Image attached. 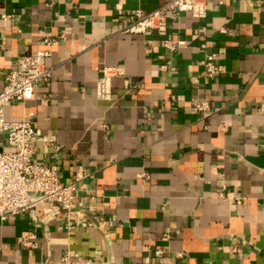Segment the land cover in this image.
Masks as SVG:
<instances>
[{"label":"crops","instance_id":"0c3cea01","mask_svg":"<svg viewBox=\"0 0 264 264\" xmlns=\"http://www.w3.org/2000/svg\"><path fill=\"white\" fill-rule=\"evenodd\" d=\"M167 1L0 0V88L20 54L46 51L51 68L5 117L47 140L35 161L84 175L71 230L42 206L0 220V264H264V0L168 18L174 51L119 32Z\"/></svg>","mask_w":264,"mask_h":264},{"label":"built area","instance_id":"2783aa9c","mask_svg":"<svg viewBox=\"0 0 264 264\" xmlns=\"http://www.w3.org/2000/svg\"><path fill=\"white\" fill-rule=\"evenodd\" d=\"M210 1L168 0L153 11L135 10L129 22L123 21L119 32L154 33L162 37L165 48L174 51L181 42L174 44L168 38L167 19L185 13L203 20ZM204 30L203 26L199 27V31ZM44 43L51 46L55 40L45 39ZM47 54L46 51H37L35 54L18 55L0 88V137L3 140V147L0 148V220L8 215H34L36 209L42 206L44 214L64 217L65 227L71 230L69 217L75 212L74 205L78 199L82 200V190L78 187L79 180L84 176L82 171L77 169L73 179L68 182L61 180L51 165L34 160L36 144L47 141L34 124L27 119L10 121L5 117L7 104L29 98L36 85L49 81L51 68L45 65ZM204 63L205 74L210 76L215 66L209 53H205ZM96 92L100 99H107L110 95L106 69L97 83ZM208 109L207 101L199 100L195 104V110L199 113ZM258 110L264 114V104L259 105ZM63 261L68 264L67 257Z\"/></svg>","mask_w":264,"mask_h":264}]
</instances>
